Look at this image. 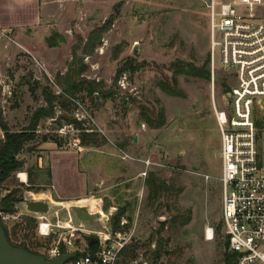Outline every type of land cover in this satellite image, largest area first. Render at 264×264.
<instances>
[{
	"label": "rangeland",
	"instance_id": "obj_1",
	"mask_svg": "<svg viewBox=\"0 0 264 264\" xmlns=\"http://www.w3.org/2000/svg\"><path fill=\"white\" fill-rule=\"evenodd\" d=\"M207 2L28 0L16 27L0 29L2 122L11 131L22 130L37 108L47 107L45 95L53 108L51 117L40 119L36 140L19 154L21 170L0 191L3 196L16 190L19 199V216L8 224H19L14 243L42 251V245L58 237H37L35 227L24 222L34 216L24 209L26 199L47 202L46 218L58 212L63 223L72 218L75 226L81 223L89 230L106 225V218L110 224L116 213L122 220L131 218L134 264H223L220 139L210 79L178 76L175 97L159 88L170 81L172 63L199 65L208 54ZM94 29L103 31L100 44L83 54ZM51 36L53 46L47 42ZM119 68L121 75L114 80ZM65 77L94 82L101 91L62 96ZM217 77L229 85L225 74ZM219 83L214 98L224 108ZM72 119L105 143L81 146L79 131L68 123ZM160 119L163 125L154 127ZM44 134L55 136L57 144L40 141ZM258 151L264 153V138ZM149 174L165 181L172 193L154 197L145 183ZM171 218H187L188 223L173 225Z\"/></svg>",
	"mask_w": 264,
	"mask_h": 264
},
{
	"label": "built area",
	"instance_id": "obj_2",
	"mask_svg": "<svg viewBox=\"0 0 264 264\" xmlns=\"http://www.w3.org/2000/svg\"><path fill=\"white\" fill-rule=\"evenodd\" d=\"M206 8L211 105L220 139L221 224L232 264H264V153L258 151L264 138V0H208ZM218 72L229 80L224 108L214 98ZM17 211L1 212L0 221L17 220ZM30 214L37 237L47 240L58 233L52 245L38 250L47 261L69 255L63 264H121L134 239L133 226L112 231L109 218L89 230L81 223L75 226L72 218L63 223L58 212L55 218ZM126 223L120 220V226ZM90 238L95 242L88 245Z\"/></svg>",
	"mask_w": 264,
	"mask_h": 264
},
{
	"label": "trees",
	"instance_id": "obj_3",
	"mask_svg": "<svg viewBox=\"0 0 264 264\" xmlns=\"http://www.w3.org/2000/svg\"><path fill=\"white\" fill-rule=\"evenodd\" d=\"M103 31L101 29L92 30L88 36L86 41L82 46V53L89 55L93 52V50L100 44L101 34ZM49 46L55 45L54 38L51 36L47 40ZM171 69L173 70L172 76L169 82H162L159 84V88L169 96H177V82L178 76H185L188 78H193L197 80H202L208 82L210 79L209 72V56L208 54L201 60L199 65L194 64L193 62H175L171 64ZM121 68L116 71V76L114 80H116L121 75ZM222 80L219 85L224 88V92L228 91V87L222 84ZM60 87L62 89L63 94L73 95L79 91H86L88 94L99 93L101 90L98 85L94 82H88L87 80H72L70 77H65L62 79L60 83ZM46 96L47 107H39L37 108L31 115L29 124L20 131H11L8 129L6 124H4L0 117V130L2 132V138H0V191L3 190V187L7 183V181L12 178L17 172H19L23 166V162L18 159L19 154L23 151L25 146L36 140L38 137L36 135V129L38 123L41 118L51 117L53 113V108L51 105V100ZM61 95L54 96L55 99H59ZM53 97V98H54ZM148 118H146L147 120ZM149 120H147L148 122ZM76 130L79 131L78 140L79 144L84 147H100L105 143V140L101 138L99 134L94 131H88L87 128L82 126V122L77 120L68 121ZM151 124L150 122H148ZM154 127H158L163 125V119H160ZM40 141L52 142L57 144L58 139L55 136L44 134L40 137ZM29 172V176H30ZM46 176L50 177L49 169L46 170ZM146 186L150 190V193L154 197H158L160 195L172 193L173 189L166 186L165 181L159 179L157 176L153 174H149L148 179L146 180ZM30 189V188H28ZM16 191V190H15ZM8 192L7 194L0 196V213H8L12 214L16 212V203L19 202V199L16 198V192ZM121 214L116 213L110 219V229L112 231H124L128 230L131 225V218H127V223L124 226H120ZM173 225L181 224L186 225L188 223L187 218H171L170 220ZM24 222L29 227H35L36 220L34 218H24ZM2 229L4 230L6 239L8 243L17 249L25 250L35 255H41L40 252L36 250H31L27 247V245L22 244L18 245L13 242V238H15L16 228L19 224H12V227H8V225L3 224L0 221ZM219 235V228L216 229V236ZM136 248L137 246L132 242L131 245L127 247V249L123 252V258L121 260V264H130L136 258ZM221 248V261L223 264H232L234 255L228 251L227 240L224 239L220 244ZM158 256V251L156 253Z\"/></svg>",
	"mask_w": 264,
	"mask_h": 264
},
{
	"label": "water",
	"instance_id": "obj_4",
	"mask_svg": "<svg viewBox=\"0 0 264 264\" xmlns=\"http://www.w3.org/2000/svg\"><path fill=\"white\" fill-rule=\"evenodd\" d=\"M214 81L219 82L215 77ZM229 97V94H227ZM25 210L29 213L46 214L49 210V204L45 201H26ZM95 242L94 238H90L88 245ZM71 256L63 255L54 260L47 261L41 255H35L25 250L12 247L5 236L4 230L0 224V264H63Z\"/></svg>",
	"mask_w": 264,
	"mask_h": 264
},
{
	"label": "crops",
	"instance_id": "obj_5",
	"mask_svg": "<svg viewBox=\"0 0 264 264\" xmlns=\"http://www.w3.org/2000/svg\"><path fill=\"white\" fill-rule=\"evenodd\" d=\"M27 5L28 0H0V29L15 28V20L22 15L21 11H24Z\"/></svg>",
	"mask_w": 264,
	"mask_h": 264
},
{
	"label": "bare ground",
	"instance_id": "obj_6",
	"mask_svg": "<svg viewBox=\"0 0 264 264\" xmlns=\"http://www.w3.org/2000/svg\"><path fill=\"white\" fill-rule=\"evenodd\" d=\"M19 177V176H18ZM20 178V177H19ZM21 178L24 180L25 178V175L24 174H21ZM94 204L96 205L97 207V212L101 215H103L102 211L100 210V203H99V200L95 199L94 201ZM207 236H208V239L211 238V231L210 229L207 230Z\"/></svg>",
	"mask_w": 264,
	"mask_h": 264
}]
</instances>
